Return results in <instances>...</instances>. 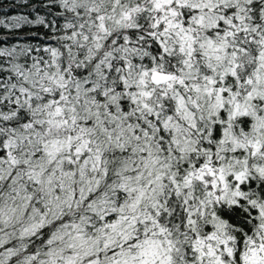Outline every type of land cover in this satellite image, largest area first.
Instances as JSON below:
<instances>
[{
  "label": "snow or ice",
  "instance_id": "obj_1",
  "mask_svg": "<svg viewBox=\"0 0 264 264\" xmlns=\"http://www.w3.org/2000/svg\"><path fill=\"white\" fill-rule=\"evenodd\" d=\"M0 264H264V0H0Z\"/></svg>",
  "mask_w": 264,
  "mask_h": 264
},
{
  "label": "trees",
  "instance_id": "obj_2",
  "mask_svg": "<svg viewBox=\"0 0 264 264\" xmlns=\"http://www.w3.org/2000/svg\"><path fill=\"white\" fill-rule=\"evenodd\" d=\"M11 2V0H3L4 6L7 7V5Z\"/></svg>",
  "mask_w": 264,
  "mask_h": 264
}]
</instances>
